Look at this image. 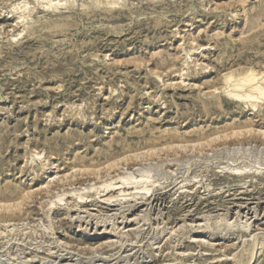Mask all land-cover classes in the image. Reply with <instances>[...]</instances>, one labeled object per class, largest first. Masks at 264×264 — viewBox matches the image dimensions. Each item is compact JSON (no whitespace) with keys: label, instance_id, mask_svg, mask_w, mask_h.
Here are the masks:
<instances>
[{"label":"rangeland","instance_id":"374dc122","mask_svg":"<svg viewBox=\"0 0 264 264\" xmlns=\"http://www.w3.org/2000/svg\"><path fill=\"white\" fill-rule=\"evenodd\" d=\"M42 1L0 0V200L19 207L0 215V264H248L257 234L264 264V110L225 82L264 74V0ZM135 169L159 179L126 213L146 220L105 234L101 200L132 191L99 187Z\"/></svg>","mask_w":264,"mask_h":264},{"label":"bare ground","instance_id":"6f19581e","mask_svg":"<svg viewBox=\"0 0 264 264\" xmlns=\"http://www.w3.org/2000/svg\"><path fill=\"white\" fill-rule=\"evenodd\" d=\"M39 1V0H37ZM42 1V0H41ZM45 3L43 4L45 6V8H52L56 5L59 6V5H62V6H65L67 4V2H58L57 4L54 3V0H44ZM42 1V2H44ZM59 1V0H58ZM66 1V0H65ZM89 1V0H88ZM72 1H70L69 3L71 4ZM91 2V1H90ZM96 2V1H95ZM98 2V1H97ZM39 3V2H38ZM73 3V2H72ZM88 3V2H87ZM123 3V2H122ZM95 4H98V3H95ZM40 5V4H38ZM92 5V4H91ZM99 5V4H98ZM71 6V5H70ZM23 14L22 16L20 17L21 19L24 18V19H27L29 16V14H32L30 13L31 12V7H29L26 3L24 4L23 6ZM60 7V6H59ZM67 7V6H66ZM44 8V9H45ZM58 8V7H57ZM68 8V7H67ZM22 9V7H21ZM56 9V8H55ZM54 9V10H55ZM47 10V9H46ZM53 10V12H54ZM57 11V10H56ZM59 11V10H58ZM57 11V12H58ZM60 12V11H59ZM57 14V13H56ZM29 19V18H28ZM32 19V18H30ZM26 21V20H25ZM29 21V20H28ZM31 21V20H30ZM40 22V21H39ZM38 22V23H39ZM35 23V22H34ZM37 23V24H38ZM31 24V22H30ZM37 24H33L30 26L29 28V31L32 30L31 32H33L38 26ZM54 24V23H53ZM58 24V23H57ZM56 24V25H57ZM39 25V24H38ZM45 27V26H44ZM42 28V27H41ZM44 29V28H43ZM28 30V28H27ZM39 30V29H38ZM36 33V31H35ZM224 78V77H223ZM225 82H227V90H226V98L227 99H230V100H234V101H237L240 103L241 105V110L243 111H250V110H256L257 112H261L262 110H264V74L261 73H258V72H255V69L254 71H250V72H247V73H244L242 75H236L235 73H229L227 75H225ZM223 86V85H222ZM225 95V94H224ZM251 112V111H250ZM81 113V112H80ZM79 113V114H80ZM255 114V113H254ZM246 128V127H245ZM241 130V129H240ZM244 130V129H243ZM253 130V128H252ZM235 131V130H234ZM242 131V130H241ZM241 131H238L236 132L239 133ZM247 131V130H246ZM258 132V134L260 136H263L264 137V129H258L256 130ZM255 132V130L253 131ZM248 133H249V129H248ZM256 133V132H255ZM223 134V133H221ZM234 135V132L232 133ZM231 134V135H232ZM227 135V138L229 137L228 135L229 134H225ZM232 135V136H233ZM239 135V134H238ZM258 135V136H259ZM220 136V135H219ZM222 136V135H221ZM216 137V136H215ZM224 137V136H223ZM221 137V140L222 138ZM210 139V138H209ZM217 139H220L217 137ZM217 141V140H215ZM213 141V139H210L208 140V142H215ZM206 142V141H205ZM182 144V143H181ZM189 144V143H187ZM191 144V143H190ZM189 144V145H190ZM204 145V143H201ZM215 144V143H214ZM177 145V144H175ZM195 145V144H194ZM193 145V146H194ZM199 145V144H198ZM169 146V144L167 145V147ZM181 149L183 148H186L188 147V145H185L184 143L182 145H178ZM207 146V145H206ZM209 146V145H208ZM242 146V145H241ZM166 147V146H165ZM192 147V146H191ZM195 147H198L197 145ZM202 147V145H201ZM200 147V148H201ZM224 147V146H223ZM162 148V147H161ZM160 148V149H161ZM190 148V147H189ZM240 148V147H239ZM259 148V147H258ZM158 149V150H160ZM172 149V148H171ZM174 149V148H173ZM172 149V150H173ZM188 149V148H187ZM192 149V148H191ZM198 149V148H197ZM196 149V150H197ZM262 149V148H261ZM264 149V148H263ZM163 150H164V147H163ZM259 150V149H258ZM155 152H157V150H154ZM162 151V150H161ZM182 151V150H181ZM229 151V150H228ZM247 151V150H246ZM225 152V151H223ZM231 152L233 153V151L231 150ZM151 153V152H149ZM226 153V152H225ZM240 153V151H239ZM244 152H242L241 154H243ZM134 154V153H133ZM223 154V153H222ZM138 155V156H137ZM150 155V154H149ZM132 156V155H131ZM135 156L139 157V154H136ZM249 156V155H248ZM130 157V156H129ZM228 157H229V153H228ZM238 157V156H237ZM241 157V156H240ZM239 157V158H240ZM247 157V156H246ZM136 158V157H135ZM176 158V157H175ZM121 159V158H120ZM242 159V158H241ZM240 159V160H241ZM258 158H256L255 160H257ZM124 160V159H122ZM224 160V159H223ZM232 160V159H231ZM239 160V159H238ZM237 160V162H238ZM113 161V160H112ZM116 161V159H115ZM150 161V160H149ZM236 161V160H235ZM260 160H258L259 162ZM117 162H109V168H113L115 167V165L117 166L116 164ZM126 163V162H125ZM120 164V163H119ZM160 164V163H159ZM163 164V163H162ZM250 164V163H249ZM257 164V163H256ZM42 165V164H41ZM154 165V164H153ZM245 165V164H244ZM254 165V164H253ZM261 165V164H259ZM257 165V166H259ZM105 166H108L105 165ZM104 166V167H105ZM152 166V165H151ZM256 166V165H255ZM104 167H102V169H104ZM150 167V166H149ZM228 167V166H227ZM226 167V168H227ZM231 167V166H229ZM141 168V167H140ZM160 167H158L157 169H159ZM256 168V167H255ZM262 168V167H260ZM99 169H101L99 167ZM143 169V168H142ZM142 169H135L133 171V174L129 175V174H125V175H122L120 176L117 181L113 184L111 183H104V184H101V186L99 187V193H106L105 195L107 196L108 194H110L111 192L113 191H119L120 193L122 192H125L126 190L128 191H132L130 193V196H128L129 198H116L117 196H113V195H108L107 197H104L103 200H101L102 203H104L106 205V207L108 208H113L112 210L115 211L116 213L114 214H110V215H107L106 218H103V217H96L94 218L95 219V226L96 227H99V226H102L105 231L103 233H107V234H111L112 235V232L113 231H116V229L119 227L117 226V219L119 218L118 216H120L122 218V220L120 221L121 224H128V223H136L138 224L140 221L142 220H146L144 217H141V216H138L136 218H133V219H129L127 216H126V213L127 212H130L132 211L133 209H135L139 204H141L142 202H136L137 200H135L136 198H139L140 196H142V199H144L147 195L150 194V192L155 188L157 187L156 185L158 184L159 182V179L155 178L154 174L150 171L147 170H142ZM146 169V168H145ZM155 169V168H154ZM153 169V170H154ZM156 169V170H157ZM232 169V168H231ZM254 169V167H248V168H242V167H236L234 169H232L230 172H232L233 174H238V175H247V174H250V172ZM77 170H80L78 173L82 172L83 171V174L81 175H88V176H98L100 173L99 171H102V170H96L95 168H91V169H78ZM76 170V171H77ZM262 170V169H261ZM108 171V170H106ZM120 171V170H119ZM118 171V172H119ZM155 171V170H154ZM158 171V170H157ZM155 174H159V172H157ZM163 172V169L161 170ZM171 171V170H170ZM255 171V170H254ZM252 171V172H254ZM257 171V170H256ZM61 174V172H59ZM70 173V172H69ZM69 173H66V174H61L59 176H53V178H51V180H49V184L51 182H54L55 186H64L66 183H68V178H69V182H70V178H72L71 176L73 175H68ZM77 173V172H76ZM127 173V172H126ZM131 173V172H130ZM71 174V173H70ZM118 174V173H117ZM164 174V173H163ZM253 174V173H252ZM160 175V174H159ZM256 175V174H254ZM70 176V177H68ZM76 176V175H75ZM74 176V177H75ZM251 176V174H250ZM240 177V176H239ZM244 177V176H243ZM249 177V176H248ZM76 178V177H75ZM98 178V177H96ZM157 179V180H156ZM165 179V178H163ZM249 180V179H247ZM237 181H240L239 179ZM242 181V180H241ZM48 183V182H47ZM46 183V185H48ZM53 184V183H51ZM50 184V185H51ZM89 186V185H88ZM97 186V184H96ZM43 186H41L42 188ZM48 187V186H47ZM85 187V186H84ZM38 188V187H37ZM40 188V187H39ZM61 188V187H60ZM90 189H92L90 187ZM96 189V188H95ZM182 189V188H181ZM40 190V189H38ZM85 190V189H84ZM94 190V188L92 189ZM97 190V189H96ZM33 191V190H32ZM57 191V190H56ZM66 191V190H65ZM54 192V191H53ZM82 192V191H81ZM98 192V191H96ZM64 193V191H63ZM31 194V193H30ZM33 194V192H32ZM58 194V193H57ZM79 194V193H78ZM96 194V193H95ZM16 195V194H15ZM14 195V196H15ZM98 196V193L96 194ZM100 195V194H99ZM118 195V194H117ZM13 196V197H14ZM33 196V195H32ZM61 196V194L59 195V197ZM79 196V195H78ZM88 196V195H86ZM139 196V197H138ZM80 199H81V202H84V197L85 196H79ZM86 198V197H85ZM80 201V200H79ZM143 201V200H142ZM134 202V203H133ZM85 203H87V201H85ZM133 203V204H131ZM144 203V201H143ZM21 208V207H20ZM19 207L16 206L14 203H9L8 201H3V200H0V215L3 214V216L5 215L6 216H12L13 214H15L16 212H18L19 210ZM100 214V213H99ZM89 216H93L92 214H88ZM122 215V216H121ZM96 216V215H95ZM94 216V217H95ZM148 216V215H147ZM80 218V221H83V222H86L88 224H90V220H87V218H85V216H78ZM93 218V217H92ZM93 220V219H91ZM204 220V219H203ZM119 221V220H118ZM227 224V223H225ZM82 225V224H81ZM109 225H112V230L111 231H107L106 228L107 226ZM248 225V224H247ZM218 226V225H216ZM238 227V226H236ZM249 226H247L248 228ZM251 227V225H250ZM139 228V227H138ZM216 228V227H215ZM246 228V229H247ZM217 229L220 230L219 234L217 235L218 238L222 237L221 234L227 230V233L226 234H229L228 232L231 231L232 227H231V224H227V225H223V226H220V227H217ZM237 229V228H236ZM49 230V229H48ZM183 230V229H182ZM229 230V231H228ZM234 230H235V227H234ZM237 231V230H236ZM248 231V230H247ZM138 232V231H137ZM218 232V230H217ZM226 232V231H225ZM117 233V232H116ZM236 234V233H235ZM224 235V234H223ZM233 235V234H231ZM258 236V234H257ZM257 236H254L252 240H248V241H251V249H250V262L248 264H253V261H254V257L256 256V254L254 253V250H255V246L258 244L259 242V238ZM228 237V235H227ZM116 241V240H115ZM247 241V240H246ZM244 241L242 242L243 244H247V242ZM203 242V241H202ZM60 244V243H59ZM242 248V247H241ZM245 248V247H243ZM243 250V249H242ZM96 253V252H95ZM92 259V258H91ZM243 260V258H242ZM32 261V260H31ZM92 261V260H91ZM90 261V262H91Z\"/></svg>","mask_w":264,"mask_h":264}]
</instances>
